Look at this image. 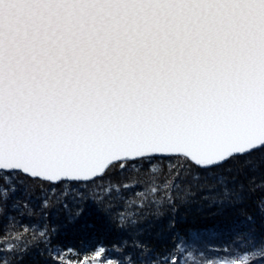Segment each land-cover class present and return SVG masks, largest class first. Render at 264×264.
<instances>
[{"label": "snow or ice", "instance_id": "obj_1", "mask_svg": "<svg viewBox=\"0 0 264 264\" xmlns=\"http://www.w3.org/2000/svg\"><path fill=\"white\" fill-rule=\"evenodd\" d=\"M0 264H264V0H0Z\"/></svg>", "mask_w": 264, "mask_h": 264}, {"label": "trees", "instance_id": "obj_2", "mask_svg": "<svg viewBox=\"0 0 264 264\" xmlns=\"http://www.w3.org/2000/svg\"><path fill=\"white\" fill-rule=\"evenodd\" d=\"M83 220H87V221L91 222L95 226V229L98 232L104 234L106 236V238H109V239L112 238V234L105 230V226H104L102 220L99 218L98 214L95 212L94 209L86 208L85 209V215L82 218V221ZM202 222L210 224V223H213L214 220L212 217H203Z\"/></svg>", "mask_w": 264, "mask_h": 264}]
</instances>
